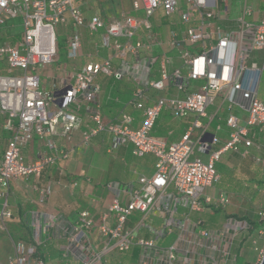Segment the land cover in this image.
<instances>
[{
  "label": "built area",
  "instance_id": "built-area-1",
  "mask_svg": "<svg viewBox=\"0 0 264 264\" xmlns=\"http://www.w3.org/2000/svg\"><path fill=\"white\" fill-rule=\"evenodd\" d=\"M185 3L187 10L182 12L179 0H136L133 8L143 10L144 17L124 14L107 24L98 16L87 22L75 0H0V32L12 20L21 19L22 27L19 41L0 45L4 70L0 73V188L9 192L13 181L39 178L48 167L69 160L70 153L59 147L56 137H68L80 129L83 110L92 123L82 133L85 143L104 132L111 135L110 151L132 145L137 157L150 154L157 159L154 175L142 177L139 187L109 186L114 196L98 217L89 210L70 220L44 214L30 224L29 240L15 239L9 232L7 221L12 220L13 212L5 201L0 209V237L11 238L13 254L0 264H47L39 248H48L55 240L62 241L58 249L61 264H112L116 254L113 264H238L243 257L244 221L229 217L219 229H206L191 215L229 206L227 195L213 198L205 194L219 180L217 163L229 151L247 157L253 146L251 130L264 129V102L258 97L264 58L262 66L252 61L255 53H264V19L259 24L250 22L252 9L245 6L237 29L223 31L214 22L217 0ZM160 8L168 17L178 15L179 24L185 27L182 33L171 29L168 41L179 53L182 67L169 73V59L164 58L161 79L148 82L147 88L162 91L174 85L185 96L160 97L147 106L146 88H136L130 104L144 112L139 129H131L132 118L126 114L119 123L103 121L97 103L101 87L96 80L101 74L117 80L124 77V70H115L111 59L75 66L72 73L54 80L49 90L41 89V78L52 77L48 70L59 58V26L72 25L66 55L71 62L81 57V29L85 27L91 34L104 31V49L121 57L136 56L145 45L134 43L133 38L141 29L152 32L150 19ZM192 81L202 85L191 92ZM220 95L228 104L229 141L212 151L208 162L193 159V131L202 128L201 120L208 118V108ZM236 107L246 113L244 124L234 113ZM164 110L180 118L197 117L182 139L170 147L152 136ZM36 138L44 147L36 159L28 161L24 151ZM217 140L214 137L213 142ZM40 193L49 195L51 189ZM258 214L264 219V211ZM252 244L259 251L257 241L253 239Z\"/></svg>",
  "mask_w": 264,
  "mask_h": 264
},
{
  "label": "crops",
  "instance_id": "crops-1",
  "mask_svg": "<svg viewBox=\"0 0 264 264\" xmlns=\"http://www.w3.org/2000/svg\"><path fill=\"white\" fill-rule=\"evenodd\" d=\"M75 1L87 22L95 16L100 17L107 24L124 14L136 18L144 17L143 10L136 11L133 8V2L136 0ZM179 4L182 12L187 10L185 0H179ZM245 6L252 9L250 22L259 24L264 19V0H227L226 2L217 0L214 18L216 26L223 31L237 29V19ZM150 21L152 32L141 29L133 38L134 43L141 41L145 45L136 56L128 54L121 57L114 50L104 49L101 45L103 30L91 34L88 28L81 29V57L75 62L67 60L54 69L51 67L48 73L52 74L53 79L52 77L49 79L57 82L58 77L72 73L75 66L81 68L88 63L111 59L115 70H124V77L117 80L113 76L101 74L96 80L101 87L97 103L103 121L119 123L122 116L126 114L132 118L131 129H139L144 121V112L130 104L136 88H146L147 106L154 104L160 97L183 98L185 96V93L180 92L174 85L162 91L147 88L148 82L161 79V63L164 58L169 59L167 66L169 73L182 67L179 53L169 47L168 41L171 29L176 28L182 33L185 28L179 24L178 15L168 17L162 8ZM16 26L7 23L1 30L0 45L5 42L15 44L20 40L22 34L19 36L12 33ZM59 27L64 29V34L67 36L72 31L70 22ZM17 35L18 39L14 41L12 37ZM124 41L125 39H121V42ZM263 58V52L255 53L252 61L262 66ZM151 59H154L153 63ZM183 73L185 74L186 71L183 70ZM201 85L202 82L192 81L189 91H196ZM258 97L264 102V71L260 78ZM227 105L225 98L222 95L218 96L213 105L208 108V118L201 120L202 128H196L193 131L192 139L195 143L193 159L208 162L211 152L223 148L229 141L231 130L226 124L229 113ZM234 113L238 115L240 123L244 124L246 113L238 107L234 109ZM82 119L80 129L70 136L56 137L59 147L70 153L69 160L59 161L48 167L39 178L31 176L13 181L9 192L0 188V209L4 202L8 201L13 218L7 221V226L15 239L29 240L30 224L44 214H55L63 220H70L76 213L89 210L98 217L114 196L109 186L119 189L137 188L142 177L150 178L154 175L157 162L154 155L137 157L132 145L110 151L111 135L108 133H100L85 143L82 133L88 129V124L92 126L85 110L82 111ZM196 120L197 117L194 114L180 118L172 111L164 110L157 120L152 136L163 142L166 147H170L182 139ZM214 137L218 139L216 143L213 142ZM250 137L253 139V146L249 148V155L243 157L231 151L225 152L217 163L219 180L205 190V194L213 198L222 194L227 195L230 199L229 206L225 209H206L191 215L193 219L203 218L211 229H219L225 217L248 216L251 204L258 202L263 196L264 129L261 131L259 128H253ZM205 144L209 146L208 149L203 148ZM43 147V143L36 138L24 151L27 160L36 159ZM1 156L2 150H0V158ZM47 187L51 189V193L46 196L41 195L40 190ZM93 200L97 203L94 204ZM216 210L220 212H215ZM12 254L11 238L2 235L0 261L7 263ZM123 260L126 262L128 258L123 257ZM257 260H261L260 255ZM47 264H51V260H48Z\"/></svg>",
  "mask_w": 264,
  "mask_h": 264
},
{
  "label": "rangeland",
  "instance_id": "rangeland-1",
  "mask_svg": "<svg viewBox=\"0 0 264 264\" xmlns=\"http://www.w3.org/2000/svg\"><path fill=\"white\" fill-rule=\"evenodd\" d=\"M20 23H21V19L12 20V21L8 22L9 25H17L15 27V29H13L12 33H16L18 35L22 33V27H21V25H18ZM57 34H58V44H59V58H58L57 62L52 66L53 69L56 68L57 66L62 65L65 62H67V57H66V55H67V35L64 34V29L62 27H59L57 29ZM18 35H17V37H12L14 39V41H15V39H18V37L20 36V35L19 36ZM8 40H10V39H8ZM51 84H52L51 79H49L45 76L41 78V89L42 90H49L51 87ZM251 206L252 207L248 209V211H249L248 216L249 217H253L261 209H264V193H263V196L260 197V200H258V202L255 201L254 203L251 204ZM244 234H246V233H243V235L241 236V239H243V242L245 243V245L243 246V249H242V256L243 257L239 259L238 264H243L245 261H248L251 264H259L262 260L263 255H264V252L263 253L260 252V250L264 251V231H263V234L257 235L254 238V240L257 241V246L259 247V251L254 250L255 247L252 244L253 240L250 241L247 238V235H244ZM244 236H245V238H243ZM169 241H170V239L167 242H169ZM47 251H48L47 247H40L39 248V254H41L42 257L45 258V260H47ZM117 255L118 254H116L111 259L112 264L118 258ZM259 255L261 257V260H257ZM47 262H48V260H47ZM51 264H61V263H59L58 260H51Z\"/></svg>",
  "mask_w": 264,
  "mask_h": 264
},
{
  "label": "trees",
  "instance_id": "trees-1",
  "mask_svg": "<svg viewBox=\"0 0 264 264\" xmlns=\"http://www.w3.org/2000/svg\"><path fill=\"white\" fill-rule=\"evenodd\" d=\"M0 73H3L2 65H0ZM260 211H264V209H261ZM215 212H220V211L216 210ZM258 213H256V215H254L253 217H249V216H245L243 218L236 217V218L240 219L241 221H244L245 224L247 225V231L245 232L246 234H244V235H247V238L250 241H252L257 235H260V233H259L260 231H264V219L262 217H260ZM228 218L229 217L224 218L222 225L226 222V220ZM199 219L202 221L204 228L211 229L208 227V225L206 224V221L203 218H199ZM222 225L220 227H222ZM243 238H245V236ZM59 244H60V242L57 240V241H54L52 243V245H50L48 247L47 260H58V249H59L58 245ZM56 246H58V248H56ZM124 258H127V256H124ZM239 259H238V262H239ZM243 264H251V263H249L248 261H245Z\"/></svg>",
  "mask_w": 264,
  "mask_h": 264
},
{
  "label": "water",
  "instance_id": "water-1",
  "mask_svg": "<svg viewBox=\"0 0 264 264\" xmlns=\"http://www.w3.org/2000/svg\"><path fill=\"white\" fill-rule=\"evenodd\" d=\"M260 264H264V255L262 257V260H261Z\"/></svg>",
  "mask_w": 264,
  "mask_h": 264
}]
</instances>
